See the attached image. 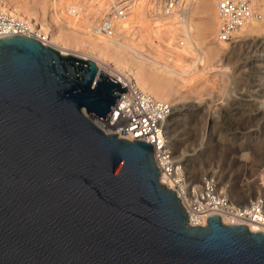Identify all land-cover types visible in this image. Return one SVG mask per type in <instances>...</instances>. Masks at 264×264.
Masks as SVG:
<instances>
[{"label": "water", "instance_id": "1", "mask_svg": "<svg viewBox=\"0 0 264 264\" xmlns=\"http://www.w3.org/2000/svg\"><path fill=\"white\" fill-rule=\"evenodd\" d=\"M92 60L0 37V264H264V232L190 225L154 144L106 134L123 92ZM96 82V83H95Z\"/></svg>", "mask_w": 264, "mask_h": 264}, {"label": "bare ground", "instance_id": "2", "mask_svg": "<svg viewBox=\"0 0 264 264\" xmlns=\"http://www.w3.org/2000/svg\"><path fill=\"white\" fill-rule=\"evenodd\" d=\"M50 1L52 2L49 3L47 0H0V11L23 25L24 32L17 34L35 38L43 45L52 48L60 47L63 53H72L63 54L59 51L63 55L75 54L84 60L90 59L100 66L104 65L105 73L110 77L118 81H128L154 99L167 102L172 108L168 119L173 113L172 98L180 87H184L187 78L194 75L199 77L229 76V68L218 63L219 53L228 46V42L218 39L220 18L217 0H176V6L171 9L166 7L167 0H120L126 6L125 14L123 17H116L113 14L115 33L111 37L103 35L100 31L103 18L111 13L110 0H97L89 6L93 8L92 15L86 22L88 26L83 27L82 30L76 22L75 17L78 14L75 6H69L66 18L60 19L57 0ZM254 1V8L259 14L250 19L237 35L250 32V34L262 37L264 53V0ZM50 4L54 13L52 19L50 18L52 21L49 22L46 16L49 13ZM56 22L61 24L60 27H54L53 23ZM144 25L146 28L143 29ZM144 31L147 35L143 34ZM14 33L10 31L4 36ZM146 37L150 39V42ZM154 38L165 43L168 50L162 52ZM100 71L98 70V74ZM180 80L184 83H180ZM194 80L192 78L191 81ZM83 112L99 128V122L94 113H87L85 107H83ZM168 119L166 120V133L169 145L176 161L182 164V172L179 171L176 176V180L179 181L177 190L189 213L190 225L205 227L207 217L211 213H218L226 225L238 223L248 226L252 232H264V222L259 221L258 217L253 218L252 214L247 216V212H243L244 208L251 206V202L264 199V179L258 192L248 194L245 200L238 202L233 199V196L239 195L238 197L242 198V192L246 189L236 193L237 191L233 190L234 187H230L229 181L223 180L222 176L218 179L215 173L207 174L203 179V174L197 172L194 180L202 181V184L192 183L191 173L187 169L189 155L184 149L180 156L182 159L184 157L185 163L177 158L175 153L181 149L178 145V148L174 147L175 143L170 141ZM206 133L208 134L207 130L204 131L200 143H204ZM247 155L248 153H242L241 156L248 157ZM192 163L194 167L192 173H194L196 162ZM244 166L249 167L247 163ZM205 179L210 181L209 190ZM160 182L168 189L176 185L173 181L167 180L165 176ZM241 182L250 185L248 177L242 178ZM220 186L230 187L232 194L228 195L226 190Z\"/></svg>", "mask_w": 264, "mask_h": 264}, {"label": "rangeland", "instance_id": "3", "mask_svg": "<svg viewBox=\"0 0 264 264\" xmlns=\"http://www.w3.org/2000/svg\"><path fill=\"white\" fill-rule=\"evenodd\" d=\"M96 1L57 0L58 15L60 19L66 18L68 7L75 6L78 14L75 21L82 30L88 26L86 22L92 15L93 8L89 6ZM48 12L46 18L50 22L54 13L52 5L48 7ZM53 24L56 28L61 25L57 22ZM237 37L219 53L218 63L229 68V76L194 75L187 78L184 87H180L172 98L173 113L167 127L171 143L181 149L175 153L177 158L184 161V157L182 159L180 156L184 149L189 155L187 169L191 173L192 183L202 184V181L194 180L197 172L203 174V179L205 175L215 173L218 179L222 176L223 180L229 181L236 193L246 189V193L242 192V198L233 196L238 202L258 192L264 179V53L262 37L250 32ZM154 39L162 52L168 50L160 39ZM147 41L150 42V39L147 38ZM55 49L62 52L60 47ZM98 67L99 71L105 73L104 65ZM99 77L100 72L96 79ZM192 78L195 80L191 81ZM205 130L208 134L204 143H200ZM242 153H248V157L241 156ZM192 162H196L194 173ZM245 163L249 165L248 168H245ZM244 177H248L250 187L244 184L246 182H241ZM220 187L228 195L232 194L230 187Z\"/></svg>", "mask_w": 264, "mask_h": 264}, {"label": "built area", "instance_id": "4", "mask_svg": "<svg viewBox=\"0 0 264 264\" xmlns=\"http://www.w3.org/2000/svg\"><path fill=\"white\" fill-rule=\"evenodd\" d=\"M254 2V0H217L220 18L219 40L233 43L238 38L237 34L245 28L250 19L259 14L254 8ZM175 6L176 0L166 1L168 9ZM109 8L111 13L103 18L100 25V31L107 37H111L115 33L113 14L116 17H123L126 6L120 0H110ZM10 31L15 32L12 35L22 33L24 32L23 25L0 11V37L9 34ZM119 83L123 87L128 86L129 91L121 94L106 120L94 114L99 122V128L108 135L118 133L119 138L129 141L144 140L147 143H153L154 161L161 171L160 177L165 176L167 180L173 181L176 185L172 189L176 190L177 195L181 198L177 190L179 181L176 180V176L179 171L182 172V164L176 161L166 133V120L170 116L172 108L167 102L154 99L128 81H119ZM205 183L209 190L210 181L205 179ZM182 205L186 210L183 202ZM243 212H247V216L252 214L253 218L258 217L259 221L264 222V199L251 202V206L244 208ZM187 214L189 213L187 212Z\"/></svg>", "mask_w": 264, "mask_h": 264}]
</instances>
